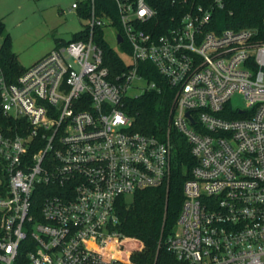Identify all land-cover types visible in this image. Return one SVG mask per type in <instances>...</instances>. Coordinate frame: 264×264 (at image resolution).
I'll return each mask as SVG.
<instances>
[{
  "label": "built area",
  "instance_id": "1",
  "mask_svg": "<svg viewBox=\"0 0 264 264\" xmlns=\"http://www.w3.org/2000/svg\"><path fill=\"white\" fill-rule=\"evenodd\" d=\"M97 1L72 5L88 4L84 38L59 40L14 82L0 66V264H130L118 202L167 185L173 165L170 139L132 131L122 109L139 96L135 81L147 82L142 94L156 89L139 73L143 62L174 89L170 125L195 160L168 251L181 264H264L258 29H219L215 14L231 0L192 5L166 25L147 0H112L118 23ZM107 27L130 57L115 76L95 40ZM236 95L245 107L232 105Z\"/></svg>",
  "mask_w": 264,
  "mask_h": 264
},
{
  "label": "trees",
  "instance_id": "2",
  "mask_svg": "<svg viewBox=\"0 0 264 264\" xmlns=\"http://www.w3.org/2000/svg\"><path fill=\"white\" fill-rule=\"evenodd\" d=\"M99 8H108L111 17L118 23V13L112 0H98ZM156 12V20L168 24L180 18L192 5L205 4L208 0H147ZM230 11H233L230 13ZM88 4L79 8L80 17H88ZM215 17L222 28H257L259 38L264 40V1L231 0L224 10ZM3 41L0 47V66L9 82H14L25 68L21 67L18 55L12 50L10 35L0 20ZM89 29L84 28L73 34L75 39L84 38ZM95 40L103 50L104 65L113 76L124 71V59L104 39L103 29H95ZM58 43V42H57ZM139 73L156 84V89L124 100L123 111L132 119V131L161 139L169 138L173 150L172 175L169 183L156 188L145 189L134 194L131 201L122 197L117 206L120 221L115 230L126 236L120 256L130 264H181L168 251L166 240L173 234L179 217L184 195L183 185L190 177L195 160L190 144L170 125V110L175 91L168 80L150 62L140 64ZM3 120L0 117V122ZM40 200L49 192L42 186Z\"/></svg>",
  "mask_w": 264,
  "mask_h": 264
},
{
  "label": "rangeland",
  "instance_id": "3",
  "mask_svg": "<svg viewBox=\"0 0 264 264\" xmlns=\"http://www.w3.org/2000/svg\"><path fill=\"white\" fill-rule=\"evenodd\" d=\"M86 0H0V20L5 31L10 35L12 50L18 55L19 64L28 68L56 47L55 36L62 33L75 34L86 24L79 11L72 8L73 3ZM115 29H105L106 41L115 49ZM124 60H130L126 53H121ZM136 88L132 95L142 94L146 81H135ZM235 107H245L246 100L236 95L232 100ZM133 197H128L131 201ZM124 240L127 237L122 235Z\"/></svg>",
  "mask_w": 264,
  "mask_h": 264
},
{
  "label": "water",
  "instance_id": "4",
  "mask_svg": "<svg viewBox=\"0 0 264 264\" xmlns=\"http://www.w3.org/2000/svg\"><path fill=\"white\" fill-rule=\"evenodd\" d=\"M72 39V34L71 33H62V34H57L55 36V40H64L66 42L71 41ZM118 41L121 42L122 38L121 36L118 37Z\"/></svg>",
  "mask_w": 264,
  "mask_h": 264
},
{
  "label": "crops",
  "instance_id": "5",
  "mask_svg": "<svg viewBox=\"0 0 264 264\" xmlns=\"http://www.w3.org/2000/svg\"><path fill=\"white\" fill-rule=\"evenodd\" d=\"M59 40H57V42H58ZM55 48V47H54ZM40 60V59H39Z\"/></svg>",
  "mask_w": 264,
  "mask_h": 264
},
{
  "label": "clouds",
  "instance_id": "6",
  "mask_svg": "<svg viewBox=\"0 0 264 264\" xmlns=\"http://www.w3.org/2000/svg\"><path fill=\"white\" fill-rule=\"evenodd\" d=\"M117 119H119V117Z\"/></svg>",
  "mask_w": 264,
  "mask_h": 264
}]
</instances>
